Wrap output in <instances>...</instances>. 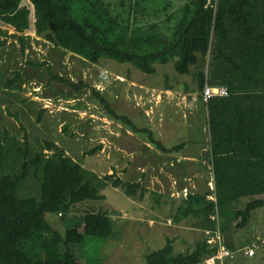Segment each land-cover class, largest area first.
<instances>
[{
    "label": "trees",
    "instance_id": "1",
    "mask_svg": "<svg viewBox=\"0 0 264 264\" xmlns=\"http://www.w3.org/2000/svg\"><path fill=\"white\" fill-rule=\"evenodd\" d=\"M77 2L88 3L78 7L79 18L73 15ZM133 4L131 19L113 13L112 5L102 0H28V4L0 0V20L20 33L22 54L34 18L38 35L91 65L111 58L154 73L156 63L164 64L176 56L175 70L188 74L196 63H203L198 53L207 56V70L196 77L207 109L209 153L202 159H207L214 188L203 194L188 193L175 221L193 214L198 217L197 224L206 229L205 234L210 231L217 236V208L224 209L227 221L233 223L236 210L229 209L245 198L239 210L248 213L247 223L249 210L264 204V0H218L217 5L215 0H188L177 10L167 6L156 9L151 0H135ZM30 60L20 63V78ZM49 73L52 80L74 89L84 85L53 74L51 67ZM206 85L226 86L228 95L204 100ZM93 89L112 117L121 118L135 132L145 130L128 116H120L102 91ZM150 139L159 150H172L159 139ZM101 147L90 149L89 154ZM112 177V173L98 177L52 140H44L34 149L28 135L21 138L7 129L1 132L0 264H77L73 245L83 244L87 237H114L111 216L104 211L85 214L64 234L46 218L52 213L64 219L77 204L104 199L100 186L105 187L109 180L113 186L126 187L129 197H137L140 183L113 181ZM140 192L143 199L144 189ZM206 236L187 252L177 251L168 239L163 248L147 255V264H197L219 248ZM218 236L228 247L223 235ZM263 241H251L244 254L255 256L258 244L264 249ZM251 247L253 255L246 253Z\"/></svg>",
    "mask_w": 264,
    "mask_h": 264
},
{
    "label": "rangeland",
    "instance_id": "2",
    "mask_svg": "<svg viewBox=\"0 0 264 264\" xmlns=\"http://www.w3.org/2000/svg\"><path fill=\"white\" fill-rule=\"evenodd\" d=\"M106 4L112 5V12L117 14H122L123 18L130 17L132 19L131 13L129 14L131 7L135 0H102ZM156 5H152L154 8H163L167 5L169 10H177L184 1L181 0L177 3V0H153ZM24 4H28V0H23ZM86 7L88 3L77 2L75 7H73V15L76 18L78 16V7ZM163 11V10H162ZM33 14V8H32ZM151 18L150 20H152ZM149 20V21H150ZM35 19H32V24L28 30L29 36H36L37 38H29L27 49L25 53L22 54L20 50V63L25 64L26 59L38 58L37 56H43L41 59L47 61V56L50 55V50L52 47L48 40L44 38L43 35H38L35 31L34 23ZM9 30V29H8ZM8 30H5L8 32ZM8 36L10 34L7 33ZM52 44V43H51ZM55 47V45H52ZM21 47V44H20ZM36 48V50H35ZM56 48V47H55ZM49 57V56H48ZM51 57H49L50 59ZM178 58L173 56L164 64L156 63L155 72L147 73L141 71L140 69L134 67L130 63H121L111 58H102L96 65L88 64L85 67L81 58H75L73 56H65L66 65H62L61 62H56L54 64V71L59 74L63 72L62 69L66 68V75H63L67 80L74 84L83 86L74 89L68 83H60L58 81H52L51 83L46 82V85L55 91L53 95L62 96L65 99H70L73 95L80 96L81 100L77 102V105H84L88 112L94 111L95 113H108L109 111L103 106L98 95L94 92L93 88L100 90L97 87V81L100 79L99 74L102 73L104 80L99 88L105 86L107 94L102 92V95L106 96L107 101L110 106H113L114 95L116 90H118L121 84L114 80V75L119 73L125 77L126 80H134L138 86L143 85L144 89H151L152 100L154 104V113L156 112L157 100L160 98L161 92L165 91L168 86L174 90H178L180 93H184L188 100L186 105L189 104L190 110H187V116L182 117V124L179 128L180 132L185 135L187 141L191 146H194L200 150L199 145H204L206 141V128H205V108L203 105H194L192 100H197L200 95L198 88V82L196 74L200 70L207 69V60H203V63L198 66H192L188 74H180L175 70V61ZM40 60V59H39ZM38 60V61H39ZM5 68L3 64H0V133L4 132L6 129L10 130L12 133L21 136V129L19 130L15 126L14 119L18 117L21 122H24L21 106L25 102H20V108L18 107L19 102L17 99L20 97V93H12L9 89L10 86H5L4 79L6 77ZM206 71V70H205ZM26 73L23 69L20 84L24 81L25 88H30L32 86L31 76H25ZM112 82V84L110 83ZM128 83V82H126ZM125 83V84H126ZM99 84V83H98ZM6 87V88H5ZM143 89V90H144ZM29 94V90L27 91ZM44 93V89L42 90ZM101 92V90H100ZM31 93V90H30ZM150 93V94H151ZM76 94V95H75ZM21 95H24V90L22 89ZM163 95V94H162ZM30 96H33L31 93ZM138 96H140L138 94ZM192 103V104H191ZM137 104H143V98L139 97ZM196 104V102H195ZM48 108H50V102L47 103ZM136 106V105H135ZM138 106V105H137ZM137 109L140 110L139 106ZM5 113L7 115H5ZM65 112L60 114L50 115L55 121L63 120L66 124L65 133L62 131L59 133L57 127L54 124L53 127L45 126L46 135L45 138L50 139L58 143L60 148L68 150L69 155H71L76 161L80 162L83 166L88 169H92L98 177H104L105 175L111 173L113 169L112 164V154L111 151L102 153L100 150H95L93 154H89L90 149L95 148L100 143L97 139L98 129L100 124H102L98 119H83L77 120L75 118H65ZM65 116V117H63ZM132 121L137 127L147 128L148 130L140 131L137 136L141 139L150 138L159 139L157 132L158 127L153 126L148 122L149 117L146 118L143 114V108L139 115L131 117ZM27 122L28 119H25ZM98 121V122H97ZM26 128L32 130V125L28 123H22ZM125 124V123H124ZM122 124L123 126H125ZM99 125V126H98ZM24 127V128H25ZM99 133L106 137V140L111 141L113 126L112 123H103ZM20 131V132H19ZM34 134L30 135V142L34 149L39 148L43 143V140L35 139ZM22 138V137H21ZM57 140V141H55ZM140 140L135 141L133 144L138 143ZM141 142L138 145V149L134 151V157L132 159V164L134 168H137L138 164L145 163L144 149H140ZM154 159V158H153ZM112 164V165H111ZM208 179L211 178V174H207ZM94 180V179H93ZM96 185V181H94ZM112 180H109L108 185L101 187L100 194L104 195V199L101 200H87L71 208V212L62 219L58 214L47 213L46 218L49 223L59 232L65 233L70 227L74 226L77 221L82 219L85 214L91 212L104 211L107 212L112 219L114 225V237L111 238H97V237H87L83 244L73 245V250L75 251L77 257V264H147V255L154 250L163 248L168 239L173 240V244L177 251L187 252L193 250L195 244L198 240L206 238V234L212 237L210 231L203 232L197 231L193 227L196 223L195 219L192 220H182L178 222L188 228L182 229L175 225L174 220H169L158 217L155 222H150L148 220L149 204L146 205L145 202H141L138 197H129L125 194V189L120 187H114L111 185ZM174 195H179V183L175 185ZM185 194V193H184ZM183 194V195H184ZM234 203V206L229 210H236L234 212L235 219L233 223L227 221V217L223 213L224 209L217 208L219 230L218 235H223L222 239L225 240V245L232 248L236 252V256L229 259L225 264H262L264 263V249L260 247L255 248L256 255L248 256L244 254V250L251 246V241L254 242L258 239L264 238V204H258L254 210H249V220L247 221L248 213L245 210H239L242 208L243 200ZM264 203V197L261 200ZM238 210V211H237ZM156 211V210H155ZM158 213H162L160 209H157ZM236 213V214H235ZM160 216V215H159ZM196 217V216H195ZM77 218H79L77 220ZM198 218V217H196ZM177 222V221H175ZM184 223V224H183ZM246 223V224H245ZM243 225H245L243 227ZM239 226V227H238ZM241 226V227H240ZM225 236V237H224ZM216 239V238H215ZM238 247H243L245 249L237 250ZM231 249V250H232Z\"/></svg>",
    "mask_w": 264,
    "mask_h": 264
},
{
    "label": "crops",
    "instance_id": "3",
    "mask_svg": "<svg viewBox=\"0 0 264 264\" xmlns=\"http://www.w3.org/2000/svg\"><path fill=\"white\" fill-rule=\"evenodd\" d=\"M180 1L181 0H177V3L179 4ZM183 3L184 1L180 4L182 5ZM167 5L168 4H166V6ZM5 30H8V32ZM7 33L10 34V36H8ZM27 35H29V33H27ZM19 36L20 33H17L14 27L6 25L0 20V64H3L5 68L8 66V69L5 70L7 75L4 79V83L5 86H10L9 90L12 93H20V97L17 99V102H19V108L20 102H25L21 106V109L23 110L22 115L25 116V118H23L24 122H21L18 117H15V126L20 130L21 123H28L32 125L33 130L31 132V130L26 127L21 129V137L23 138L25 135H28L30 138L31 133H33L34 136H36L34 138L37 140H50L45 138V126L48 125L49 127H53L56 123L59 126V128L57 127V131L59 133L62 131L65 133L67 123L61 119L55 121L54 118L50 116L51 114L55 115L60 114L61 112H63V114L65 112L68 113L65 114L67 117L63 116L65 118L72 117L77 120L95 118L102 124L112 123L113 130L111 141L109 139L106 140V137L99 133L101 130L100 126L102 127V124H100V126L98 125L99 129L97 139L98 142L102 144L101 149H99L102 153L111 151L113 164L111 173L113 174V181L121 179L124 182H138L141 184V189H144V197L143 199L140 198L141 189L138 191L139 194L136 196L141 202H145L146 205L149 204V211H151V213L148 214L149 223L155 222L154 220L158 217H163L169 220L168 222H170V220H174L176 226L185 229L188 228V226L185 227L178 222L181 220L183 222V220L189 221L195 219L196 223L193 224V228L197 231L204 232L206 229H203L199 224H197L198 218H196L193 214L183 217L179 221L175 222L177 211L184 204V201L188 197V193L203 194L208 193V190H210L209 183L211 178L208 179L207 177V174L209 173L207 159H202L204 155L209 153V138L206 136L204 145L198 144V147L200 148V150H198V148L191 146L187 141H185L188 139L179 130L183 121L182 117L187 116V110L191 109L189 104H185L188 97H186L184 93H180L178 90H174L168 86L165 91L161 92L163 95L161 94L160 98L157 100L156 112L154 113V104H152L153 95L151 93V89L146 88L145 90L143 85H140L138 86L139 88H137L134 80L131 79L128 81L119 73L114 75V80L118 82V85L121 84L123 86L116 90L113 97L114 103L111 108L118 112L120 116H128L129 118L139 115L141 113V109L143 108V114L146 118L149 117L148 122L153 124V126L158 127L157 132L159 133V140L167 148L172 149L169 152L161 151L156 147L150 137L149 139L138 138L137 134L139 132H135L131 127L125 125L121 118L112 117L110 113L107 112H88L84 105H77V102L81 100L80 96L73 95L70 99H65L62 96L53 95L55 91H53L49 85H46V82L51 83L52 81H56L51 78L49 73L50 67L53 74H58L54 71V64L56 62H61L62 65H66L65 56H73L75 58L77 56L53 47V44L50 42L49 43L52 48L49 49L50 55L48 56L51 58L49 59L47 56L48 59L46 65L42 64V61L44 62L45 60L41 59L43 56H37L38 58L31 59L30 64L28 63L25 66L24 71L27 76H31L32 80V86L26 89L24 81L20 84L21 47ZM30 38H37V35ZM199 57H201L202 60H208V57L203 56L201 53H198V59ZM82 63L85 70V67L88 66V64L84 61ZM198 65L199 64L196 63L194 66ZM65 67L62 69L63 72H59V75H66ZM205 70L202 69L200 71ZM99 77L100 79L97 81V87L104 92V94H107V90L104 85L102 88H99L102 82L105 81L102 73L99 74ZM11 79L13 81H11ZM110 83L112 84V82ZM22 89L24 90L23 96L21 95ZM43 89L44 93L42 92ZM28 90L29 94L27 92ZM30 90L33 96H30ZM138 94L140 96H138ZM104 97L106 98V96ZM139 97L143 98V104H137ZM195 99L191 102H193L195 106L197 104L203 105L206 117L207 109L203 100L200 96L197 97V100ZM48 102L51 104L50 108H48ZM137 105L140 110L137 109ZM5 115L7 114L5 113ZM25 119H28L29 121L27 122ZM146 129L147 128H145V130ZM138 140H140L138 143L133 144ZM57 142L56 144H58ZM140 142L141 146L139 148L144 149V146L146 149L144 152L145 163L143 165L138 164L137 168H134V165L132 164V159L134 157L133 154L134 151L138 149L137 147ZM66 152L69 154L68 150H66ZM206 165L207 168L205 167ZM177 182L179 183L178 190H183L179 194L181 196L174 195V189ZM114 187H120L123 190L126 188L122 185ZM125 194H127L126 191ZM157 209H160L162 213L160 214L156 212ZM242 248L243 247H238L237 250H241Z\"/></svg>",
    "mask_w": 264,
    "mask_h": 264
},
{
    "label": "built area",
    "instance_id": "4",
    "mask_svg": "<svg viewBox=\"0 0 264 264\" xmlns=\"http://www.w3.org/2000/svg\"><path fill=\"white\" fill-rule=\"evenodd\" d=\"M215 3L217 5L218 0H215ZM228 95V88L223 85H217V86H209L206 85L204 89V100H208L209 98L213 96H226ZM211 188H214L213 180L212 183H210ZM210 198H213L210 196ZM216 238V239H215ZM209 242H217L219 244V248L215 254L212 256L204 258L201 262L197 264H225L226 260L229 258H233L236 254L233 250H230L228 247L224 246L219 241V236H209ZM264 243V241H263ZM247 254L253 255L254 249L251 247L249 250L246 251Z\"/></svg>",
    "mask_w": 264,
    "mask_h": 264
},
{
    "label": "clouds",
    "instance_id": "5",
    "mask_svg": "<svg viewBox=\"0 0 264 264\" xmlns=\"http://www.w3.org/2000/svg\"><path fill=\"white\" fill-rule=\"evenodd\" d=\"M212 180H213V178H212ZM210 186V185H209ZM210 188H211V186H210Z\"/></svg>",
    "mask_w": 264,
    "mask_h": 264
}]
</instances>
